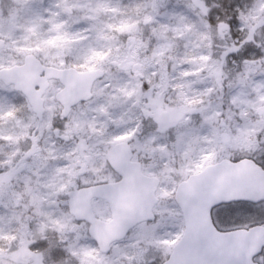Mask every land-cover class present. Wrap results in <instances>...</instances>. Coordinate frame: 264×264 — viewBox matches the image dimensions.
Returning <instances> with one entry per match:
<instances>
[{
    "label": "snow or ice",
    "instance_id": "snow-or-ice-1",
    "mask_svg": "<svg viewBox=\"0 0 264 264\" xmlns=\"http://www.w3.org/2000/svg\"><path fill=\"white\" fill-rule=\"evenodd\" d=\"M37 2L0 13V264H264V0Z\"/></svg>",
    "mask_w": 264,
    "mask_h": 264
},
{
    "label": "rangeland",
    "instance_id": "rangeland-1",
    "mask_svg": "<svg viewBox=\"0 0 264 264\" xmlns=\"http://www.w3.org/2000/svg\"><path fill=\"white\" fill-rule=\"evenodd\" d=\"M143 2V0H111V4L113 6L119 5L121 9H127L135 6L138 3ZM55 0H38V2L33 5V8L37 11H42L43 9L46 8H51L52 5H54ZM207 3L210 8H212V16L216 17L219 16L222 19L225 16H234L235 10L237 8H240L241 10L244 9V7L250 3V0H207ZM213 5H218V7H213ZM13 0H0V13L3 15H7L8 12L13 8ZM53 10H55L53 8ZM150 11V9H149ZM178 14H184L189 16L191 19H195L191 15L190 12L185 8L184 6V0H165V4L163 7L159 9V15L156 17V20L160 24H174L175 20L172 19L173 16L178 15ZM78 13H74L73 20H69V24L71 25V30L76 31V30H82L86 27H88V24L84 21H80L79 23H75L74 20L78 18ZM63 19H68L67 17H62ZM106 22L111 23L112 20L109 19V17H104L103 18ZM116 20H119L120 17L116 16ZM153 27L156 25H152ZM144 27V32L143 36L145 39H147L150 36V28L146 26ZM237 25L235 21H233V39H239L240 34L236 30ZM260 37H257V41L259 42ZM152 43H155V40L152 41ZM179 51H183V42H181L180 49ZM259 55V50L255 49L254 47H249L243 52V57H249L250 55ZM235 61V63H233ZM241 61V56H233L229 59L228 61V69L234 71L238 70V65L240 64ZM227 92V89H226ZM18 102V101H16ZM151 129L148 128V126H145V135L150 132ZM7 151V149H4ZM22 187V182L20 184ZM6 210L0 207V214H3ZM242 220V223H249V220H264V216L260 215H249L247 217H240ZM56 250H62L60 248H57ZM66 257V256H65ZM67 258V257H66Z\"/></svg>",
    "mask_w": 264,
    "mask_h": 264
},
{
    "label": "flooded vegetation",
    "instance_id": "flooded-vegetation-1",
    "mask_svg": "<svg viewBox=\"0 0 264 264\" xmlns=\"http://www.w3.org/2000/svg\"><path fill=\"white\" fill-rule=\"evenodd\" d=\"M261 221L262 220H249L248 222L249 223H259ZM235 223L241 224L242 223L241 218H237ZM62 259H66L63 250L54 249L52 256H51L50 264H53V262H55V264H58V262ZM144 261H145V264H159V255L152 251H149L145 255Z\"/></svg>",
    "mask_w": 264,
    "mask_h": 264
}]
</instances>
